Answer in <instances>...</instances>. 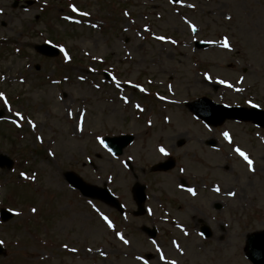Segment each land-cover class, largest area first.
Returning a JSON list of instances; mask_svg holds the SVG:
<instances>
[{"label":"rangeland","instance_id":"rangeland-1","mask_svg":"<svg viewBox=\"0 0 264 264\" xmlns=\"http://www.w3.org/2000/svg\"><path fill=\"white\" fill-rule=\"evenodd\" d=\"M31 1L21 9L12 7L13 0H0V154L14 162L11 170L0 169V208L14 212L11 220L0 222L5 248L0 264L133 263L132 254L113 243L110 228L95 213L96 203L80 199L63 174L71 171L92 185L104 184L123 193L130 205L127 187L153 181L152 172L139 167L156 162L151 144L157 142L191 163L188 170L200 179L208 177L224 192L235 193L219 198L207 189L198 199L180 202V217L191 213L188 204L201 209L210 198L226 204L231 219L264 214V129L231 120L209 127L186 105L206 98L264 110V0ZM72 6L88 15L72 12ZM224 38L230 50L221 46ZM195 41L208 45L196 49ZM44 42L63 48L69 59L64 52L41 57L35 47ZM105 72L116 74V82L107 81ZM122 133L138 139L123 157H137L133 175L100 143L104 136ZM151 133L143 145L138 135ZM211 140L212 148L206 144ZM180 141L184 144L178 147ZM236 148L253 161L254 172ZM98 207L101 216H117L104 204ZM233 236L230 262L247 264L240 258L242 249L235 248L244 239ZM197 255L198 263L204 262L201 252Z\"/></svg>","mask_w":264,"mask_h":264},{"label":"flooded vegetation","instance_id":"flooded-vegetation-1","mask_svg":"<svg viewBox=\"0 0 264 264\" xmlns=\"http://www.w3.org/2000/svg\"><path fill=\"white\" fill-rule=\"evenodd\" d=\"M139 136L141 143L148 145L153 134ZM137 143L136 141L132 143V149ZM161 144L162 142L153 143L151 147L156 150L161 148ZM139 170L141 171L142 168L139 167ZM136 171L135 166H130L131 175ZM151 174H153V181L149 179L142 181L144 193L143 187H140L136 182L128 186L127 196L130 199L131 210L120 214L122 218L119 220L122 225L119 233L129 243L124 244L117 236L113 238V243L116 247H124V251L138 255L154 249L159 255L150 256L149 259L157 258L159 260L153 262L133 260V263L129 264H198L189 261L197 259L198 248H201L204 254L205 264H230L233 234L235 238L240 239L246 238L250 233L264 231L263 215L259 214L250 218V215L241 214L238 217L232 216L231 219L228 217L230 213L226 212L227 206L217 207L210 203L209 199L206 203H201L203 205L201 209L188 204L191 213H187L188 217L186 218L180 217L176 213L180 211L181 201H189L207 191L197 190L196 183L183 182L184 186L181 187H177L175 182L171 181L155 183L156 178H162L163 174L164 177L174 174V181H176L175 170L163 174L158 172ZM189 188L195 192V195L188 191ZM142 194H145L144 207L140 213H137L136 200ZM192 209L195 210V213L192 212ZM216 209H219L220 213H215ZM199 214H202V217ZM249 219L255 221V227ZM204 232L209 233L207 238L203 237L202 233ZM241 246V244H237L235 247L241 249Z\"/></svg>","mask_w":264,"mask_h":264},{"label":"water","instance_id":"water-1","mask_svg":"<svg viewBox=\"0 0 264 264\" xmlns=\"http://www.w3.org/2000/svg\"><path fill=\"white\" fill-rule=\"evenodd\" d=\"M38 51L41 54H45L48 56L57 54L54 49L46 46L38 47ZM196 104L197 105L194 106L193 110H195L198 116L203 118L209 124L217 125L223 122L224 119L226 118H238L240 120L252 121L253 123H256L264 127V112H260V111L240 112L237 109L218 108V110H220V112L218 113L215 112L217 108L207 101L200 100ZM200 104L201 106H198ZM192 106L193 105H191V107ZM122 141H123L122 146H124L125 144L128 143L129 140L128 138H123ZM105 142L108 144V146H111L112 139H106ZM0 166L1 167L6 166L9 168L11 166V162L6 157L0 156ZM66 177H70V181H72L78 188H80V190H82L84 194H86L87 196L89 197L95 196L94 190H92L88 186H85L80 179L76 178L71 174H67ZM2 219L6 221L10 219V215L3 212ZM255 253L256 252H253L252 255L250 254L251 260L254 262H256Z\"/></svg>","mask_w":264,"mask_h":264},{"label":"snow or ice","instance_id":"snow-or-ice-1","mask_svg":"<svg viewBox=\"0 0 264 264\" xmlns=\"http://www.w3.org/2000/svg\"><path fill=\"white\" fill-rule=\"evenodd\" d=\"M169 2L171 3L172 0H169ZM188 7H195V6H194V5H188ZM71 10H72V12H78V14H79L80 16L88 15V13H85V12H79L78 9H77L75 6H72ZM125 15H128V13H125ZM65 19H68V17H65ZM229 19H230V17H229ZM93 27H96V25H93ZM189 27L191 28V30H192L193 32H196V28H195V26H193V25L190 24ZM145 31H148V29L146 28ZM155 38H156L157 40H160V41H164V40H165V37H163V36H156ZM221 46H222L223 48H225V49H229V50H230V45H229V42H228L227 38H224V40L221 41ZM60 51L65 53V61H67V60L69 59V57H68L67 53L65 52V50H64L63 48H61ZM81 79H83V77H81ZM205 79H209V77L206 76ZM218 83H223V81H218ZM226 87H229V88H230V87H232V85L227 84ZM141 91H144V90L141 89ZM2 99H4V97H3V94L0 93V100H2ZM125 103H127V101H125ZM137 107H139V106H137ZM251 107H256V105L251 104ZM141 110H142V109H141ZM15 115H16L17 117H19L20 119H23V117L21 116V114H20L19 112L15 113ZM13 123H16V121H13ZM28 123H29V124H32L31 121H28ZM17 126L19 127V125H17ZM32 127L35 128V127H36L35 124H32ZM78 130L82 131L83 129H82V127H81V128H79ZM223 135H224L225 139L228 138V133H227V132L223 133ZM37 139H39V138H37ZM100 143H101L102 146H105V145L103 144V141H102V140H100ZM105 147H106V146H105ZM158 151H159L162 155H165V156L168 155L167 151H166L163 147L159 148ZM235 151H236L237 154H238L239 156H241V157L244 159V161L246 162V164H247V166H248V171H249V172H254L255 169H254V167H253V161H252V160H251V159H250V158H249V157H248L243 151H241L239 148H236ZM188 191H189L190 193H192V195H195V192H194L191 188H189ZM214 191H216V192L218 193V192L220 191V189H219V188H216V189H214ZM229 195H230V196H233V195H235V193H229ZM32 212L35 213V212H36V209L33 208V209H32ZM17 215H19V213H17ZM101 219L107 224L108 228H112V227H113L112 222L109 220V218H108L107 216H103V215H102V216H101ZM116 235H117L118 239H120V240L123 241L124 244H128V243H129V241H128L127 239H125L120 233H117ZM2 243H3V241H0V244H2ZM65 248H67V245H65ZM69 251H73V252H75L76 249H69ZM89 251H91V249H89Z\"/></svg>","mask_w":264,"mask_h":264},{"label":"bare ground","instance_id":"bare-ground-1","mask_svg":"<svg viewBox=\"0 0 264 264\" xmlns=\"http://www.w3.org/2000/svg\"><path fill=\"white\" fill-rule=\"evenodd\" d=\"M213 156H214V155H213ZM211 159H212V161H215V160H216V159H214V158H212V157H211Z\"/></svg>","mask_w":264,"mask_h":264}]
</instances>
